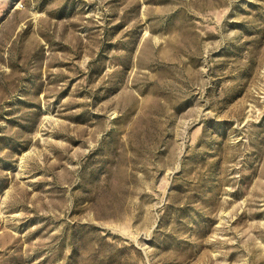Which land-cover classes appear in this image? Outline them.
Returning <instances> with one entry per match:
<instances>
[{
  "label": "rangeland",
  "instance_id": "1",
  "mask_svg": "<svg viewBox=\"0 0 264 264\" xmlns=\"http://www.w3.org/2000/svg\"><path fill=\"white\" fill-rule=\"evenodd\" d=\"M0 264H264V0H0Z\"/></svg>",
  "mask_w": 264,
  "mask_h": 264
}]
</instances>
